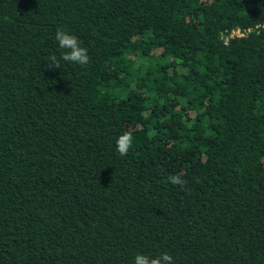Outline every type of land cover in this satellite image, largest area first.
I'll list each match as a JSON object with an SVG mask.
<instances>
[{"label": "trees", "instance_id": "16d2710c", "mask_svg": "<svg viewBox=\"0 0 264 264\" xmlns=\"http://www.w3.org/2000/svg\"><path fill=\"white\" fill-rule=\"evenodd\" d=\"M164 252L264 264V0H0V264Z\"/></svg>", "mask_w": 264, "mask_h": 264}, {"label": "clouds", "instance_id": "9594fccd", "mask_svg": "<svg viewBox=\"0 0 264 264\" xmlns=\"http://www.w3.org/2000/svg\"><path fill=\"white\" fill-rule=\"evenodd\" d=\"M55 39L59 44L61 49H65L61 53L59 59L56 55L49 57L51 64H48L49 67L60 68V61L63 60L69 63H75L80 66H85L89 62V55L87 49L81 47V42L79 39L72 34L65 32L64 30L58 28L56 31ZM133 137L130 132L122 133L116 140L117 151L124 155L132 147ZM168 180L173 185H178L181 188H184L187 184V181L183 180L180 175H170ZM134 264H174L173 256L167 252L161 253L157 256L150 257L148 255L137 253L134 257Z\"/></svg>", "mask_w": 264, "mask_h": 264}, {"label": "built area", "instance_id": "2783aa9c", "mask_svg": "<svg viewBox=\"0 0 264 264\" xmlns=\"http://www.w3.org/2000/svg\"><path fill=\"white\" fill-rule=\"evenodd\" d=\"M247 30H248V28H246V29H239L238 27H236L234 29H231V31L229 32V36L230 35H242Z\"/></svg>", "mask_w": 264, "mask_h": 264}]
</instances>
